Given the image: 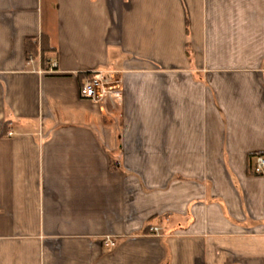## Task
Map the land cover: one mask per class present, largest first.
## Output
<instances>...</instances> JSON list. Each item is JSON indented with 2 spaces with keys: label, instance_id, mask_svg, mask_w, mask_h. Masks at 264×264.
Instances as JSON below:
<instances>
[{
  "label": "crops",
  "instance_id": "obj_1",
  "mask_svg": "<svg viewBox=\"0 0 264 264\" xmlns=\"http://www.w3.org/2000/svg\"><path fill=\"white\" fill-rule=\"evenodd\" d=\"M249 154L264 0H0V264H264Z\"/></svg>",
  "mask_w": 264,
  "mask_h": 264
},
{
  "label": "built area",
  "instance_id": "obj_2",
  "mask_svg": "<svg viewBox=\"0 0 264 264\" xmlns=\"http://www.w3.org/2000/svg\"><path fill=\"white\" fill-rule=\"evenodd\" d=\"M54 66L55 64L52 63L50 68ZM79 95L81 98L95 102L104 101L108 98L116 101H120L121 99L120 89L114 86L109 80L108 75H105L101 71H94L83 79L79 88ZM255 162L257 171L261 172L264 168V157L261 155L256 156ZM151 229L157 231V227H152ZM104 242L109 248L114 245V242L109 237Z\"/></svg>",
  "mask_w": 264,
  "mask_h": 264
},
{
  "label": "trees",
  "instance_id": "obj_3",
  "mask_svg": "<svg viewBox=\"0 0 264 264\" xmlns=\"http://www.w3.org/2000/svg\"><path fill=\"white\" fill-rule=\"evenodd\" d=\"M26 49H27L26 50L27 53L31 54L32 56H34L37 53L36 47L31 40L26 41ZM50 49L51 48L47 46L46 43L41 44L40 52H41V59L43 63H47L48 60L46 59L45 54L52 52V50ZM253 156H256V154H249L248 158L250 159Z\"/></svg>",
  "mask_w": 264,
  "mask_h": 264
}]
</instances>
